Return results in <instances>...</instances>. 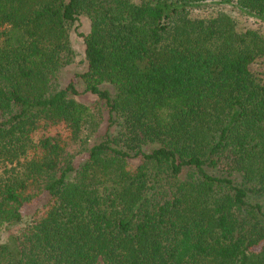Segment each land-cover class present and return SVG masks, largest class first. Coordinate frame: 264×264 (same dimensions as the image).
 I'll return each mask as SVG.
<instances>
[{
  "label": "trees",
  "instance_id": "trees-1",
  "mask_svg": "<svg viewBox=\"0 0 264 264\" xmlns=\"http://www.w3.org/2000/svg\"><path fill=\"white\" fill-rule=\"evenodd\" d=\"M79 16L90 104L59 85ZM261 27L264 0H0V264H264Z\"/></svg>",
  "mask_w": 264,
  "mask_h": 264
},
{
  "label": "rangeland",
  "instance_id": "rangeland-1",
  "mask_svg": "<svg viewBox=\"0 0 264 264\" xmlns=\"http://www.w3.org/2000/svg\"><path fill=\"white\" fill-rule=\"evenodd\" d=\"M235 21V25L237 29H245V28H255L256 24L253 23V20H251L249 17L245 16H238L237 13H232ZM200 15L198 13H193V16ZM261 31L264 33V28H260ZM88 31V21L85 17L79 16L76 20V22L73 24L70 33H69V43L72 51L74 52V61L66 66L64 69L61 70L60 79H59V85L60 87H65L69 83L73 84L77 95L75 97L76 101H78L81 104H90L95 100V97L93 95H90L88 93L84 92L83 84L81 83L80 79L78 78V75H80L82 72L86 69V63L83 58V43L82 39L79 36V34H86ZM264 67L263 64L260 65H252V69L254 70H261V68ZM101 130L100 132H102ZM41 204V201H34V204H31L23 209V213L30 214L31 211ZM5 237V234L1 235V240H3ZM97 264H101L98 262Z\"/></svg>",
  "mask_w": 264,
  "mask_h": 264
}]
</instances>
